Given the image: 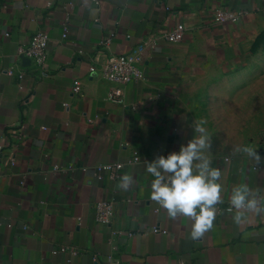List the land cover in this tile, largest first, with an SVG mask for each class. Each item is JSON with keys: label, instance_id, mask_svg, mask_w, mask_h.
Returning a JSON list of instances; mask_svg holds the SVG:
<instances>
[{"label": "crops", "instance_id": "crops-1", "mask_svg": "<svg viewBox=\"0 0 264 264\" xmlns=\"http://www.w3.org/2000/svg\"><path fill=\"white\" fill-rule=\"evenodd\" d=\"M219 6L248 14L239 26L216 24ZM179 24L186 40L168 43L163 36ZM39 31L50 37L48 74L37 78L21 64L26 77L18 83L5 70ZM108 32L115 33L113 53L146 47L145 77L123 87L122 103L110 100L112 83L89 71ZM263 34L264 0H0V264H107L114 230L121 231L114 241L121 264H264V214L245 211L237 223L230 204L244 184L264 195V128L251 147L259 160L226 152L212 134L216 100L228 95L213 87L251 66ZM21 125L19 141L13 129ZM197 127L209 136L205 156L221 171L222 192L212 228L192 239L189 218H170L149 199L154 177L146 167L179 151ZM135 155L141 162L122 175L133 178L127 190L121 179H94L96 165ZM103 200L116 206L110 226L94 217L93 204ZM61 246L81 253H56Z\"/></svg>", "mask_w": 264, "mask_h": 264}, {"label": "built area", "instance_id": "built-area-1", "mask_svg": "<svg viewBox=\"0 0 264 264\" xmlns=\"http://www.w3.org/2000/svg\"><path fill=\"white\" fill-rule=\"evenodd\" d=\"M99 4L98 1H95ZM51 3H48V7H51ZM247 12L242 10H236L228 6H219L215 9L213 19L216 24H230L239 26L243 20L247 17ZM63 38L68 37V23L64 24ZM187 28L184 24L177 25L172 31L168 32L163 38L171 44L182 43L187 37ZM6 36H9L6 33ZM115 33H106L98 44V49L91 59L90 74L97 75L100 78L112 83V88L109 97L111 101L122 103L123 87L133 83L142 81L145 77L144 71L141 67L143 63L144 52L146 47L144 44L137 45L132 50L125 53H113L111 51V44L114 39ZM49 34L45 31H39L34 33L30 42L27 45L19 46L16 53V67H10L5 70L6 74L11 78H16L18 83H21L26 77V72L20 69V65H28L33 67L32 76L37 78H43L48 74V56H49ZM81 83L76 81L74 83V93L81 91ZM13 133L17 140H22L24 137V126L21 125L18 128L13 129ZM5 150V147L1 148V153ZM3 154V153H2ZM4 155L0 156V161L4 160ZM12 166L16 163V157L9 159ZM140 157L135 155L132 159L117 163H106L96 165L94 168V179L98 181L104 180L106 175L111 181L121 179L124 169L128 165L140 163ZM73 166L62 167L55 166V171L67 172L73 170ZM84 170V169H83ZM22 186L25 184L23 181L20 183ZM94 217L97 223L103 226H110L113 223L115 217L116 206L113 200H103L93 204L92 206ZM157 211H159L157 209ZM232 211V209H230ZM27 229V227H24ZM154 233L166 234V231L160 227H154L152 229ZM121 236L120 230H114L111 234L110 244L111 253L108 256L107 264H121L118 258V247L115 244V239ZM61 252L69 254L71 256H78L81 251L77 248L61 246L56 250V253ZM147 264V263H143Z\"/></svg>", "mask_w": 264, "mask_h": 264}, {"label": "clouds", "instance_id": "clouds-1", "mask_svg": "<svg viewBox=\"0 0 264 264\" xmlns=\"http://www.w3.org/2000/svg\"><path fill=\"white\" fill-rule=\"evenodd\" d=\"M194 131L193 138L181 145L179 151L147 161L146 172L154 177L149 199L165 209L170 218H189L192 221L190 237L197 239L213 226L216 205L221 202L222 185L220 169L212 167L205 156L209 147L206 130L197 127ZM238 150L260 159L251 147ZM132 182L133 178L126 174L121 178L120 187L127 190ZM230 204L237 223L243 219L245 211L264 214V195L258 191L254 193L247 184L233 189Z\"/></svg>", "mask_w": 264, "mask_h": 264}, {"label": "rangeland", "instance_id": "rangeland-1", "mask_svg": "<svg viewBox=\"0 0 264 264\" xmlns=\"http://www.w3.org/2000/svg\"><path fill=\"white\" fill-rule=\"evenodd\" d=\"M258 41L251 66L235 73L233 81L212 89L228 93L216 100L219 112L214 119L219 121V130L212 133L226 152L254 147L262 141L255 138L264 128V50L259 51L264 47V34Z\"/></svg>", "mask_w": 264, "mask_h": 264}]
</instances>
